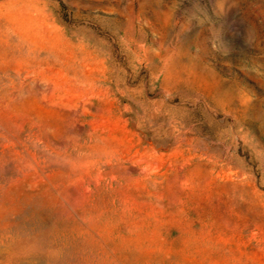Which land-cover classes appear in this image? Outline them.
I'll return each instance as SVG.
<instances>
[{
	"label": "rangeland",
	"instance_id": "1",
	"mask_svg": "<svg viewBox=\"0 0 264 264\" xmlns=\"http://www.w3.org/2000/svg\"><path fill=\"white\" fill-rule=\"evenodd\" d=\"M0 264H264V0H0Z\"/></svg>",
	"mask_w": 264,
	"mask_h": 264
},
{
	"label": "bare ground",
	"instance_id": "2",
	"mask_svg": "<svg viewBox=\"0 0 264 264\" xmlns=\"http://www.w3.org/2000/svg\"><path fill=\"white\" fill-rule=\"evenodd\" d=\"M44 67V66H43Z\"/></svg>",
	"mask_w": 264,
	"mask_h": 264
}]
</instances>
